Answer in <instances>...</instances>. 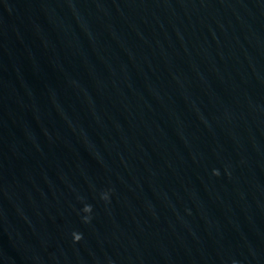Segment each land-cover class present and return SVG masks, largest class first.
I'll list each match as a JSON object with an SVG mask.
<instances>
[{
  "label": "water",
  "instance_id": "1",
  "mask_svg": "<svg viewBox=\"0 0 264 264\" xmlns=\"http://www.w3.org/2000/svg\"><path fill=\"white\" fill-rule=\"evenodd\" d=\"M0 264H264V0H0Z\"/></svg>",
  "mask_w": 264,
  "mask_h": 264
},
{
  "label": "clouds",
  "instance_id": "2",
  "mask_svg": "<svg viewBox=\"0 0 264 264\" xmlns=\"http://www.w3.org/2000/svg\"><path fill=\"white\" fill-rule=\"evenodd\" d=\"M213 174L217 175V176L220 175L219 171L215 170V169L213 170ZM100 198L102 200H104L105 202H110V190H106V191L102 192ZM80 211L83 213V215L81 217L83 223H85V224L91 223V220L93 218L92 217V212H93L92 205L84 203V206ZM72 236H73L74 242H79L83 238L81 233H78L75 231L72 233Z\"/></svg>",
  "mask_w": 264,
  "mask_h": 264
}]
</instances>
